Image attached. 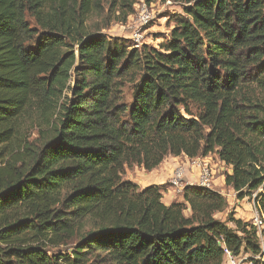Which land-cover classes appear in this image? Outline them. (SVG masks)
Returning <instances> with one entry per match:
<instances>
[{
  "label": "trees",
  "instance_id": "trees-1",
  "mask_svg": "<svg viewBox=\"0 0 264 264\" xmlns=\"http://www.w3.org/2000/svg\"><path fill=\"white\" fill-rule=\"evenodd\" d=\"M175 1L155 48L89 23L137 0H0V264H264V0ZM211 154L259 226L218 218L213 189L166 205L124 178Z\"/></svg>",
  "mask_w": 264,
  "mask_h": 264
},
{
  "label": "rangeland",
  "instance_id": "rangeland-1",
  "mask_svg": "<svg viewBox=\"0 0 264 264\" xmlns=\"http://www.w3.org/2000/svg\"><path fill=\"white\" fill-rule=\"evenodd\" d=\"M143 12L151 15L149 23L145 25H142L140 22V16ZM181 15H184L182 6L175 0H157L150 5L144 0H137L134 14L129 16L126 22H121L115 19L113 20V13L108 9V6H105L102 15L92 18L89 23L93 26V29H97L111 21L110 26L103 30V33L108 37L127 39L130 41L131 45H136L137 47L148 45L158 48L159 45L170 39L171 32L177 25L176 21ZM30 22L32 23L33 21L30 20ZM137 38H139V41H137ZM125 94L127 101L130 103L132 101L130 88L125 90ZM37 138L38 133H34L32 140ZM206 158L192 160L182 157L183 161H180L176 169L183 168L185 170V178L183 182L189 185L198 184V160L200 159L202 161L205 159L214 171L213 190L221 193L228 203V209L224 213L218 214L217 217L225 220L229 212H234L237 219L258 225L256 222L258 215L252 199L246 198L243 201L238 200L234 190L227 187L225 184L226 175L231 173V168L222 163L215 154L209 155L208 159ZM143 171L145 172L142 167L138 166L127 168L124 178L137 179ZM167 187L171 189L170 184H168ZM173 193L175 194L174 191ZM176 196L177 200H180L181 197H183L179 195ZM240 257L246 259L249 258V256L245 255Z\"/></svg>",
  "mask_w": 264,
  "mask_h": 264
},
{
  "label": "built area",
  "instance_id": "built-area-1",
  "mask_svg": "<svg viewBox=\"0 0 264 264\" xmlns=\"http://www.w3.org/2000/svg\"><path fill=\"white\" fill-rule=\"evenodd\" d=\"M150 19H151V15L146 12H143L140 16V22L142 23V25L149 23ZM137 41H139V38H137ZM198 162H199L198 163L199 173H198L197 186H202V187H206L209 189H213V186H214L213 185V175H214L213 169L210 167V165L206 162L205 159L202 161L199 159ZM184 174H185V170L183 168H177L173 172L171 179L169 181L171 190H173L175 194L179 196H183L185 187L189 185L183 182L185 178ZM191 185H194V184H191ZM256 222L258 226L261 224L259 220V216L256 219ZM225 264H254V263L248 261V259L246 258L234 257L231 253L227 252Z\"/></svg>",
  "mask_w": 264,
  "mask_h": 264
},
{
  "label": "crops",
  "instance_id": "crops-1",
  "mask_svg": "<svg viewBox=\"0 0 264 264\" xmlns=\"http://www.w3.org/2000/svg\"><path fill=\"white\" fill-rule=\"evenodd\" d=\"M206 159H208V157ZM180 161H183L182 157H168L156 170L152 172L143 171L137 179L129 178L127 180L136 183L140 187V190L152 185L164 187L163 202L166 205H170L174 202H182L183 197H181L180 200H177V196L167 187L171 176ZM186 214H189V211H187Z\"/></svg>",
  "mask_w": 264,
  "mask_h": 264
}]
</instances>
